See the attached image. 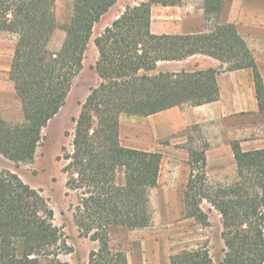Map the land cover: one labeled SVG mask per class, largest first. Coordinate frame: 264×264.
<instances>
[{
    "label": "trees",
    "instance_id": "obj_1",
    "mask_svg": "<svg viewBox=\"0 0 264 264\" xmlns=\"http://www.w3.org/2000/svg\"><path fill=\"white\" fill-rule=\"evenodd\" d=\"M114 3L75 0L65 23L60 25L56 0H0V31L18 35L10 77L26 123L14 132L3 128L5 122L0 117V154L15 163L34 159L41 131L58 114L83 69L95 24ZM224 4L225 0H205V13L219 20ZM134 10L114 21L95 40L104 82L92 90L83 105L72 151L63 158L68 163L64 171L70 178L69 189L83 196L80 228L94 241L106 240L108 232L118 226L145 227L143 192L157 187L160 176L161 156L119 144L118 115L125 112L147 117L184 103L202 105L220 97L215 70L196 72L204 77L193 79V74L163 73L158 70L159 62L203 54L227 62L228 71L251 69L256 99L264 115V83L234 24L220 25L216 36L155 35L150 31L151 5L141 4ZM58 29L64 31L65 40L58 51L52 52L48 47ZM221 36H226L225 51L222 46L216 48L215 42ZM111 54L117 60L111 59ZM148 69L157 73L141 72ZM11 144L15 145L9 148ZM233 151L240 179L244 166L254 174L255 193L240 182L216 192H196L197 181L191 172L185 205L190 210L197 203V211L199 199L209 202L222 216L225 248L233 252L235 241L242 247L235 258L225 252L227 256L220 264H264V149L243 152L234 145ZM200 159L206 168V155L202 153ZM206 177L204 172L200 183ZM52 215L35 190L13 172L0 169V264H68L59 260L61 232L53 225ZM233 217L239 232L231 229ZM93 229L96 232L90 233ZM96 258L94 255L92 264ZM171 264L214 261L209 251L193 249L172 256Z\"/></svg>",
    "mask_w": 264,
    "mask_h": 264
},
{
    "label": "rangeland",
    "instance_id": "obj_2",
    "mask_svg": "<svg viewBox=\"0 0 264 264\" xmlns=\"http://www.w3.org/2000/svg\"><path fill=\"white\" fill-rule=\"evenodd\" d=\"M74 1L56 0L55 12L60 25L65 23ZM141 4L151 5L150 31L155 35L216 36L215 30L220 25L234 24L246 48L261 58L259 71L264 81V0H225L222 19L220 17L219 20L205 13V0H115L114 5L95 24L84 54L83 69L75 78L58 114L41 131L34 159L15 163L0 154V169L16 174L25 185L35 190L52 211V223L61 232V262L92 264L93 256L97 255L93 264H171L172 256L186 250L202 249L209 251L214 264H220L227 256L225 252L235 258L242 252V247L235 241L233 252L225 248L222 216L209 202L198 198V210L195 211L197 203L195 208L189 210L184 196L191 172L197 181L196 192H216L218 188L228 189L240 182L247 184V189L255 193L252 188L257 187L254 174L244 166L243 177L240 179L231 148V144L240 147L241 143L242 148L251 150L263 144L264 119L262 121L258 117V110L254 108L256 101L250 98L251 93L249 98L246 97V89L247 105L227 118H213L183 130L181 122L177 121L180 115L173 114L170 117L172 137L161 136L158 133V122L148 119V116L120 113L119 144L128 149L161 156L158 185L146 194L143 192L142 204L146 205L144 218L147 224L135 229L121 226L112 228L107 239L100 238L99 241L85 236L80 228L79 210L83 196L69 189L70 178L64 171L68 163L63 158L67 152L72 151L76 121L83 105L92 90L104 82V72L100 68L101 54L95 40L104 35L106 28L114 21L120 20L128 12L136 11L134 8ZM225 38L218 37L216 48L222 46L224 51L228 49L224 44ZM17 40V34L0 31V117L5 122L3 128L6 126L12 131L26 124L22 102L14 93L15 85L8 68L11 64L9 55L12 49L15 50ZM64 40V31L56 30L48 49L58 51ZM233 44L236 45V41ZM110 56L117 60L114 55ZM179 61L183 60L162 61L171 64L160 66L159 62L158 70L170 75L193 74V79H201L202 74L199 76L196 72L208 69L215 70L217 76H230L227 69L230 65L227 62L224 64L207 55L198 54L185 64H178ZM141 72L155 75L157 70ZM243 95L238 92L226 93L228 103L233 108ZM14 145L8 146L12 148ZM202 153L207 158L206 168L200 159ZM204 172L206 181L200 183ZM231 221V229L239 232L237 219L233 217ZM93 232L96 229L90 233Z\"/></svg>",
    "mask_w": 264,
    "mask_h": 264
},
{
    "label": "crops",
    "instance_id": "obj_3",
    "mask_svg": "<svg viewBox=\"0 0 264 264\" xmlns=\"http://www.w3.org/2000/svg\"><path fill=\"white\" fill-rule=\"evenodd\" d=\"M222 19V14H221ZM251 53L255 59V62L257 64V67L259 69L260 63L259 58L256 53H253L251 50ZM11 57L10 62L12 64L13 57H14V50L12 49L11 54L9 55ZM198 55H195L193 57H190L186 60L177 62L178 64H185L188 63L193 58L197 57ZM211 59V58H210ZM212 60V59H211ZM214 60V59H213ZM218 62V61H217ZM11 64L8 65L9 73L11 70ZM165 64H171V62H161L160 65ZM220 64V63H219ZM251 69H241V70H235V71H229L230 76H223L218 75L217 76V83L220 90V97L217 101L211 102V103H204L202 105H194L191 103H184L180 106L174 107L169 110L162 111L157 114H153L148 116V119H152L157 121L159 126V134L164 137H170L172 135V130L170 129L171 119L170 117L173 114L180 115V117H177V121H180L182 124V129L185 130L188 127L196 124H202L210 121V119L213 118H219L222 119L224 117H229V115H232L237 112L239 108L245 107L246 104V98H245V89L247 91L246 97H251L254 101V108L258 110V117H261L262 121L264 119V115L260 112L258 101L256 99V89H255V82H254V74L253 71L250 72ZM260 72V71H259ZM261 77L262 74L260 73ZM234 77V78H232ZM243 78V79H242ZM263 80V78H262ZM264 83V81H263ZM14 93H16L15 87L13 88ZM227 92H238V93H244L242 97L239 98L238 103L232 107L231 104L228 103L226 93ZM169 126V127H168ZM235 129V128H232ZM230 131V128H229ZM172 137V136H171ZM241 149L243 152H250L255 150H261L264 149V140L262 146L259 148L251 149V150H245L242 148L241 143H239ZM232 148V154L234 157V151H233V144H231ZM235 159V158H234Z\"/></svg>",
    "mask_w": 264,
    "mask_h": 264
}]
</instances>
